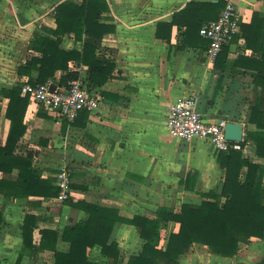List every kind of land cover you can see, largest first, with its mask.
Returning <instances> with one entry per match:
<instances>
[{"label":"crops","instance_id":"0c3cea01","mask_svg":"<svg viewBox=\"0 0 264 264\" xmlns=\"http://www.w3.org/2000/svg\"><path fill=\"white\" fill-rule=\"evenodd\" d=\"M66 1L84 0H0V90L38 76L37 70L20 74L19 69L41 56L31 46L36 35L55 37L57 7ZM107 1L109 10L100 13L99 21L114 29L100 40L96 59L112 64L111 76L91 86L101 95L100 107L81 112L73 124L48 115L30 100L24 118L27 129L15 153L31 154L33 167L55 187L56 173L67 165L72 202L115 208L126 218L155 217L162 206L179 211L186 202L213 200L201 194L222 191L225 169L218 163L215 145L205 138H177L167 126L170 106L191 96L207 120L241 122L244 156L264 165V149L260 153L257 147L260 138L252 137L264 132V78L259 84L255 80V75L264 76L257 70L264 64V0H233L241 32L214 62L207 58L209 42L199 39L197 29L216 19L227 0ZM87 38L63 35L61 46L81 51ZM248 38L253 46H248ZM69 67L87 80L88 65L70 61ZM65 72L57 70L54 79ZM8 103L0 93L1 144L10 130ZM236 145L235 149L241 147ZM18 174V169L0 170V178L16 180ZM0 211V264H16L27 214L36 217L33 243L40 244L44 229L57 230L61 252L71 246L61 237L64 228L89 217L86 209L58 196L33 194L7 197L0 192ZM179 229L177 221L162 227L159 247L166 248L170 235ZM111 240L118 242V261L97 244L88 248L94 264L100 259L127 264L143 244L138 228L126 222L116 224ZM263 258L264 237H252L230 257L194 242L179 264H258ZM20 264H55V252L25 255Z\"/></svg>","mask_w":264,"mask_h":264},{"label":"trees","instance_id":"16d2710c","mask_svg":"<svg viewBox=\"0 0 264 264\" xmlns=\"http://www.w3.org/2000/svg\"><path fill=\"white\" fill-rule=\"evenodd\" d=\"M107 10V0H84L82 4L66 1L59 4L56 17L58 26L52 30V34L57 38L36 35L31 41V46L40 52L41 56H34L22 65L20 74H31L33 70H37L38 76L29 80L35 84L54 79L56 71L62 70L66 72L59 82L68 85L71 80L80 78L78 71L70 70V61H79L90 67L86 80L90 86L106 82L111 76L112 64L96 59V50L104 34L114 29L112 25L99 21L100 13ZM201 26L202 24L197 29L198 37L209 42L200 35ZM71 34L78 40L83 39L84 34L88 35L81 51L62 48L61 37ZM251 45L248 38V46ZM226 49L227 46L215 61ZM257 70L264 72V64L259 65ZM255 77L258 84L264 78H257V75ZM22 85L20 83L0 90L2 95L9 98L6 117L10 119L6 143L1 144L0 139V170L7 173L14 169L19 170L16 180L0 178V192L7 197L30 194L58 196L59 188L53 186L50 180L42 179L39 171L33 167L32 155L15 153L18 141L27 129L24 118L30 101L28 95L21 94ZM45 113L50 115L47 111ZM77 117L71 123L75 124ZM252 137L260 138L257 147L260 153L263 152L264 132L252 134ZM238 143L241 144L240 148L218 153V163L225 169L222 191L201 194L213 200H203L199 204L186 202L179 211L162 206L155 217L135 215L132 218L120 216L115 208L86 202L74 203L71 198L65 200L75 207L86 209L89 213L88 219L64 228L61 237L70 242L68 252L57 249L60 238L57 230L44 229L40 244L35 245L33 230L36 217L34 214H27L22 230L23 245L16 264H20L25 255L32 256L46 249L55 252V264H94L88 257V248L97 244L102 247L105 255L113 257L116 263L119 258L118 242L111 240V237L118 222L135 225L143 240L141 250L132 254L127 264H179L181 255L185 254L194 242L208 245L219 255L234 256L242 243L250 242L252 237H264V165L244 156L246 140ZM190 178L196 179V176ZM0 221H3L1 211ZM170 221L179 222L180 229L170 235L166 248H160L161 229ZM258 264H264V258Z\"/></svg>","mask_w":264,"mask_h":264},{"label":"built area","instance_id":"2783aa9c","mask_svg":"<svg viewBox=\"0 0 264 264\" xmlns=\"http://www.w3.org/2000/svg\"><path fill=\"white\" fill-rule=\"evenodd\" d=\"M241 32V20L233 0H227L225 7L214 20L206 21L200 27V35L209 41L207 58L214 62L225 46L233 42ZM22 95H28L31 102L41 105L50 115L74 121L78 114L87 110L94 112L100 107L101 95L82 77L71 80L68 85L59 80L22 85ZM167 126L170 133L180 139H209L218 152L238 147L236 141L226 139L225 122H211L197 109L194 97H185L170 106ZM58 198L65 201L72 197L71 172L63 165L56 173Z\"/></svg>","mask_w":264,"mask_h":264},{"label":"water","instance_id":"95a60500","mask_svg":"<svg viewBox=\"0 0 264 264\" xmlns=\"http://www.w3.org/2000/svg\"><path fill=\"white\" fill-rule=\"evenodd\" d=\"M225 137L228 140L240 142L243 140V124L237 121H227L224 126Z\"/></svg>","mask_w":264,"mask_h":264},{"label":"rangeland","instance_id":"374dc122","mask_svg":"<svg viewBox=\"0 0 264 264\" xmlns=\"http://www.w3.org/2000/svg\"><path fill=\"white\" fill-rule=\"evenodd\" d=\"M205 248V247H204ZM206 249V248H205ZM134 251V250H133ZM109 262L105 259H100V262L98 264H108Z\"/></svg>","mask_w":264,"mask_h":264}]
</instances>
